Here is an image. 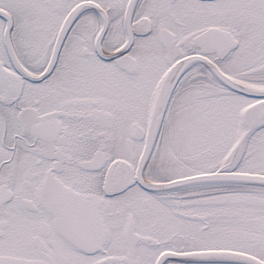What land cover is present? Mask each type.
Returning a JSON list of instances; mask_svg holds the SVG:
<instances>
[{
	"label": "snow or ice",
	"instance_id": "6c2138e0",
	"mask_svg": "<svg viewBox=\"0 0 264 264\" xmlns=\"http://www.w3.org/2000/svg\"><path fill=\"white\" fill-rule=\"evenodd\" d=\"M0 264H264V0H0Z\"/></svg>",
	"mask_w": 264,
	"mask_h": 264
}]
</instances>
